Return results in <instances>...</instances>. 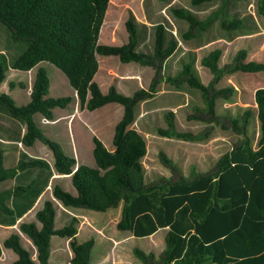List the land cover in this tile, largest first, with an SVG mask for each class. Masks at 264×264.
I'll use <instances>...</instances> for the list:
<instances>
[{
	"label": "trees",
	"instance_id": "16d2710c",
	"mask_svg": "<svg viewBox=\"0 0 264 264\" xmlns=\"http://www.w3.org/2000/svg\"><path fill=\"white\" fill-rule=\"evenodd\" d=\"M161 1L169 5L175 26L162 17L149 19L146 25L130 16L124 24L127 42L106 46L98 40L110 0H0V25L8 31L11 41L21 47L11 60L0 53V85L9 67L25 73L36 69L25 106H16L9 96L0 94V113L25 127L17 142L25 147L37 140L44 143L33 118L53 121L54 111L67 108L73 100L77 108L90 112L109 104L122 107V116L113 129L112 150L96 137L92 139V167L76 165V160L63 155L56 145L53 171L40 159L14 161L5 168L0 155V225L15 226L32 208L54 172L69 176L75 191L71 195L54 186L53 198L62 206L105 212L122 203L118 231L145 238L165 230V249L157 264H264V87L254 92L255 112L247 110L239 119L230 121L232 130L244 140L216 161L213 172L145 186L142 160L146 144L132 126L140 104L153 97L154 83L150 90L140 89L126 96L114 87L103 93L94 81L99 71L97 56L114 57L123 64L162 70L172 84L187 82L197 87L203 92L209 112L213 110L220 92L208 94L209 89L200 83L196 55L185 53L177 60L178 68L167 63L178 48L174 33L183 42L191 41L219 19L221 30L231 41L232 32L256 33L258 25L251 14L239 9L237 0H220L219 9L202 16L183 6V0H177V5H170L171 0ZM212 1L186 0V4L200 9ZM256 7L257 13L264 16V0H258ZM218 12L224 18H219ZM216 39L208 38L204 45ZM219 56L220 52L214 50L201 63L220 72ZM245 57V52H238L237 63L230 71L264 73V62H244ZM43 63L51 64L64 75L71 97L49 96V79L40 67ZM226 91L230 89L223 90ZM252 116L259 126L255 149L245 133ZM164 119L167 130L159 131L161 136L186 141L201 139L177 133L173 113H166ZM159 159L165 167L176 170L164 154L159 153ZM57 218L53 203L47 201L35 213L34 221L18 223V231L29 241L35 261L21 247L19 235L10 234L3 247L16 255L12 264H48L52 237L70 239V264H88L92 243L76 242V219L70 218L55 229ZM133 254L143 264L152 263L151 254L137 249H133ZM1 255L0 246V258Z\"/></svg>",
	"mask_w": 264,
	"mask_h": 264
},
{
	"label": "rangeland",
	"instance_id": "374dc122",
	"mask_svg": "<svg viewBox=\"0 0 264 264\" xmlns=\"http://www.w3.org/2000/svg\"><path fill=\"white\" fill-rule=\"evenodd\" d=\"M171 1L170 5L174 3L177 5V0ZM257 2L258 0L236 1L237 6L244 11H242L244 14L252 15L258 25L256 33L235 31L232 32L233 38L229 41L224 30H221L219 26V19L212 22L209 30L191 41L183 42L180 38L177 39V34L174 33L176 42L178 40V48L167 63L178 68L177 60L185 53L191 52L196 55L195 68L200 83L209 89L208 94L220 92L214 101L211 112L204 101L203 92L187 82L172 84L165 79L162 70L134 63L123 64L114 57L97 56L99 71L94 81L100 86L103 93H106L110 87H114L126 96H131L140 89L150 90L154 83L153 97L140 104L139 114L132 126L144 138L146 144V155L142 160L145 186L176 180L179 177L190 178L192 174L211 173L215 170L216 161L244 140L242 135H238L232 130L230 121L239 119L247 110L255 112L253 96L255 90L264 87V73L231 72L230 68L237 63L236 55L240 51L246 53L244 62H264V16L257 13ZM181 4L197 13L198 16H202L219 9L220 0H214L200 9L190 8L186 4V0H183ZM168 7L169 5L167 6L161 0H110L98 43L106 46L125 44L127 33L124 24L130 16H133L136 22L146 25H149V18L156 20L162 17L175 26L176 21L171 16ZM225 15L229 16L228 11ZM218 17L224 18V15L218 12ZM172 31L175 32V30ZM212 37L217 38L216 41L204 45L206 40ZM0 49L10 58L9 60L21 49L19 45L11 41L8 31L1 25ZM214 50L220 52L217 63L220 72H213L201 63L202 59ZM40 67L45 70L49 79L48 93L50 97H71L67 80L58 69L48 63H43ZM35 73L36 69L27 74L5 72L8 78L5 85L1 86L0 94L8 92L15 99L20 100L16 103L17 106H25L29 101L26 95L31 92ZM12 74L13 76H11ZM9 81L21 83L23 89H19V87H16L18 88L16 90L9 89ZM226 89H230V92H223ZM168 112L173 113L177 133L191 137L201 136V139L186 141L161 136L159 131L167 130L164 116ZM68 114L73 116L65 117ZM54 115L57 121L55 124H50L51 126L40 124L39 117L33 118L35 126L43 135V145L48 151V160L51 166L56 145L63 155L74 158L81 165L92 167V151H90L93 147L92 139L98 138L109 150H112L113 129L122 116V107L118 104H109L90 112L84 107L77 108V103L73 100L67 108L54 111ZM71 120L73 126L70 122L67 127V122ZM1 121L8 122V119L0 113ZM245 133L249 145L255 149L259 137V126L254 116L250 118ZM43 145L37 140L32 149H26L21 144L18 145V148L28 154L37 153L44 158ZM42 151L44 154H40ZM159 153L164 154L172 162L175 171L161 163ZM54 186L61 187L69 194L74 193L69 177L55 175L52 189ZM48 199H50L49 196ZM51 202L58 214L54 225L55 229L61 228L69 218H74L76 219V242L78 244L87 241L92 243L88 264H143L134 256L133 249L153 255L151 264H157L165 249V230H159L150 237L134 238L129 232L116 229L122 203L105 212H96L64 207L55 200ZM42 207L43 202L22 221H34L36 211ZM10 234L19 235L21 247L35 261L30 243L18 231V227L0 226L2 249L0 264H12L16 259V255L11 250L3 247V241ZM50 241L48 264H70L73 256L69 244L70 239L52 237Z\"/></svg>",
	"mask_w": 264,
	"mask_h": 264
},
{
	"label": "crops",
	"instance_id": "0c3cea01",
	"mask_svg": "<svg viewBox=\"0 0 264 264\" xmlns=\"http://www.w3.org/2000/svg\"><path fill=\"white\" fill-rule=\"evenodd\" d=\"M110 6V4H109ZM149 17V16H148ZM150 19V18H149ZM144 24V23H143ZM0 53H3L4 54V51L0 49ZM6 56V55H5ZM6 58L9 60L8 56H6ZM12 72L13 74H15L16 72L17 73H22V74H27V73H31L33 70H31L30 72H19V71H16V70H13L11 69L10 67L6 70V72ZM13 74L11 76H13ZM7 76L5 74V80L4 82L0 85V88L2 85H5L6 81H7ZM13 78V77H12ZM9 86L8 88L9 89H18L16 87H19V89H23V85L21 83H14L13 81H9ZM71 92V90H70ZM2 94H6L7 96H9L13 102L15 103V105L17 106V102H19L20 100L17 98L15 99L11 94H9L8 92H5V93H2ZM28 96V95H26ZM26 96H24V98L26 99ZM24 99V100H25ZM29 102V101H28ZM27 102V103H28ZM76 102V101H75ZM77 103V102H76ZM26 105V104H25ZM24 106V105H22ZM57 110V109H56ZM55 110V111H56ZM2 114V113H1ZM3 116H5L7 119H8V122L6 121H1L0 122V155L2 157V161H3V167H7V165L13 163L15 161L18 162L19 160H28V159H40V160H43V161H46L48 163V165L50 166L51 170L53 171V165L51 166V164L49 163V160H48V151L46 150L45 146L43 145V143L41 141V144L43 145L44 147V150H45V157H41L39 156L37 153H31V154H28L24 151H20L19 148H18V145L21 144L20 142H17L18 141V137L20 138L24 132H25V127L18 121H15L9 117H7L6 115L2 114ZM69 116H73L72 114H68L66 115L65 117H69ZM63 116V118H65ZM57 121V118L55 117L54 115V118H53V121H48L46 119H42L40 118V124H43L44 126H51L50 124H55V122ZM71 122V126L72 125V120L67 122V127H69V124ZM79 125H78V136L80 135V130H79ZM98 139V138H97ZM99 140V139H98ZM101 141V140H100ZM37 141L34 142V144L31 146V147H25L26 149H32L35 145ZM103 143V142H102ZM104 145V144H103ZM105 146V145H104ZM106 147V146H105ZM107 148V147H106ZM93 147L91 148L90 151H92ZM108 149V148H107ZM109 150V149H108ZM40 154H44V151H42ZM72 154H73V151H72ZM74 155V154H73ZM50 156V155H49ZM76 165H79V161L77 162L76 160ZM56 174L53 172V175L50 177L48 183H47V186L46 188L43 190V192H41V194L38 196V198L36 199V201L34 202L32 208L27 212L25 213L22 218H20L17 222H16V225H18L19 222H23L22 220L24 218H26L30 213H32L36 208H38L40 206V204L43 202H51L53 200H55L53 198V195H52V186H53V181H54V176ZM65 177H69V176H65ZM70 178V177H69ZM72 187V186H71ZM61 188V187H60ZM62 189V188H61ZM73 189V188H72ZM63 190V189H62ZM74 191V189H73ZM72 192V191H71ZM71 195H75V191L74 193H72ZM48 196L50 197V199H48ZM56 201V200H55ZM53 203V202H52ZM40 210V209H39ZM37 210V211H39ZM36 211V212H37ZM57 213V212H56ZM58 215V214H57ZM70 219V218H69ZM67 221V220H66ZM65 221V222H66ZM1 226V225H0ZM15 226H12V227H15ZM2 227H5V226H2ZM6 228H11V227H6ZM154 235V234H153ZM51 242V241H50ZM50 247H51V244H50Z\"/></svg>",
	"mask_w": 264,
	"mask_h": 264
}]
</instances>
